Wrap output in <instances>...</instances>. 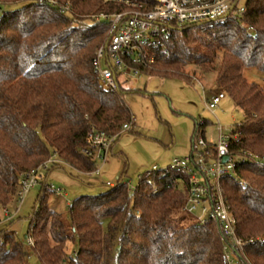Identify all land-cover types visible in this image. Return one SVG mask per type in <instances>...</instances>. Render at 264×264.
Returning <instances> with one entry per match:
<instances>
[{"label":"trees","instance_id":"16d2710c","mask_svg":"<svg viewBox=\"0 0 264 264\" xmlns=\"http://www.w3.org/2000/svg\"><path fill=\"white\" fill-rule=\"evenodd\" d=\"M56 1L70 10L0 0V224L18 212L23 174L39 168L42 175L28 217L31 254L6 226L0 228V264H29L30 255L38 264H226L228 240L217 222L201 224L183 209L187 177L181 170H146L135 187L120 177L98 193L78 196L65 212L48 206L49 196L58 195L45 174L57 167L95 171L100 160L84 153L89 131L114 135L133 118L123 90L104 88L95 70L96 50L109 31L108 21L96 15L124 7ZM243 1L241 15L172 26L150 48L153 62L141 68L148 76H184L193 65L214 74L216 86L242 111L231 128L237 136L228 142L237 157L234 175L220 184L243 241L242 253L231 249L241 264H264V90L243 74L252 67L264 75V0ZM206 123L194 120L191 144L203 137ZM49 157L58 161L44 169ZM185 216L190 223L183 225Z\"/></svg>","mask_w":264,"mask_h":264},{"label":"built area","instance_id":"2783aa9c","mask_svg":"<svg viewBox=\"0 0 264 264\" xmlns=\"http://www.w3.org/2000/svg\"><path fill=\"white\" fill-rule=\"evenodd\" d=\"M57 5L61 13L70 10L68 3L58 4L56 0H35ZM121 3L123 11L99 13L97 18L109 23L107 42L96 50L95 70L101 85L109 90H124L131 80L142 75V68L153 62L149 55L150 48L159 38L169 34L172 26H182L202 21L222 20L226 14L243 12L241 0H104ZM103 61V63H102ZM225 98L223 91L214 93L205 102L206 107L213 110ZM133 118L122 125L119 133L107 135L92 128L87 135V147L84 153L104 162L118 134L131 131ZM232 128V127H231ZM223 133L218 127L217 141L213 146L201 136L192 144L193 157H175L172 164L166 168L152 166L151 170L177 169L187 177L186 200L184 211L193 216L196 221L204 224L216 221L223 235L228 240L224 246L226 264H241L237 255L231 249L235 247L241 253L243 241L236 235V219L225 200L221 180L228 175H234V162L229 151L230 136L236 138L237 133ZM223 157L227 161L223 162ZM58 161L49 157L41 166L46 169L51 162ZM96 169L93 172H97ZM42 177L39 168L23 174L20 189L17 191L18 203L35 187ZM240 184V181H238ZM106 185H110L109 182ZM57 195L61 189L55 187ZM19 210V207L16 211ZM199 210V214L195 211ZM8 215V212L4 210ZM31 238L27 244L32 245Z\"/></svg>","mask_w":264,"mask_h":264},{"label":"rangeland","instance_id":"374dc122","mask_svg":"<svg viewBox=\"0 0 264 264\" xmlns=\"http://www.w3.org/2000/svg\"><path fill=\"white\" fill-rule=\"evenodd\" d=\"M243 2L241 0L238 5H242ZM183 73L184 76H148L142 74L139 78L128 83L131 87L143 90L147 95L143 97L140 94H135L132 98L129 97L130 101L128 100L127 103L130 104L131 112L137 118L138 131L141 133L140 139L146 142L140 141L141 143L135 144V147L149 163V169L152 165L158 168H166L171 165L172 159L176 157L174 155H178L175 154L177 146H186L189 143L191 147L190 136L194 120L204 119L207 121L203 137L206 142L210 143L217 141L219 126L225 133L242 120V111L233 105L228 96H225L213 110L206 107L205 102L211 92L213 90L222 91L215 84L214 74L202 73L193 65L186 66ZM243 74L248 82L256 83L264 90V75L260 71L247 67ZM164 107L166 111H164ZM200 137L201 135H197L195 142ZM171 141L173 144L170 143ZM163 143L167 146H164ZM156 148L160 151L157 159L150 154L152 153L151 150H156ZM232 161L236 162L237 157L233 156ZM65 168L76 178V171L73 168ZM135 169L131 166L127 174L131 187H135L138 182L139 174L134 171ZM55 185L56 187L59 186V184ZM240 185L245 186L247 182L241 180ZM59 188L63 192L62 195L52 194L48 198V206L57 212H65L67 205L80 195L97 193L81 185L71 187L60 185ZM39 190L40 186H35L24 196L21 204L16 203L19 210L11 223L3 221L0 224V228L9 226L10 231H15L30 254L27 244L28 217ZM15 206L9 209L11 214H14ZM199 213V210L195 211L196 215ZM188 223H190V218L185 216L181 224ZM29 264H38L34 256L30 255Z\"/></svg>","mask_w":264,"mask_h":264},{"label":"crops","instance_id":"0c3cea01","mask_svg":"<svg viewBox=\"0 0 264 264\" xmlns=\"http://www.w3.org/2000/svg\"><path fill=\"white\" fill-rule=\"evenodd\" d=\"M216 92H218V90H213L209 95L208 99L206 100V102ZM135 94H140L143 97L147 96L143 90L137 87H133V86L131 87L128 85L123 90L124 100L128 108L130 109V112H131L130 104L127 102L129 100V97L132 98L133 95ZM164 111H166L165 107H164ZM165 115L166 118L168 119L166 113ZM132 116H133V123H132L131 131L122 133L116 138L106 160L104 162L97 161L98 163L97 172L81 173L79 171H76V178H75L69 171H67L66 168L57 167L45 174L46 181L48 183H52L55 187H56L55 184H59V186L63 185L65 187H71L73 185H81L84 188L87 187L88 190H92L93 192L98 193L104 189V186L107 182H109L110 185H113L115 181L120 177L123 179V181H127L129 183V177L127 174L129 173L131 166L134 167V169L136 168L134 171H136L137 174L149 170V165H148L149 163L144 158L142 153L135 147V144L141 143L143 142V140L140 139L141 133H139L138 131L137 120H136L137 118L133 114ZM190 141H191V136H190ZM170 143L173 144V141H171ZM163 145L167 146L164 143ZM151 151L152 153L150 154H152V156H154V158L157 159L160 153V151H158V148H156V150L153 149ZM191 153H192V144L190 147L188 143L186 146H177L175 154L178 155H174V156L189 157ZM62 193L63 192L61 191L60 195H62Z\"/></svg>","mask_w":264,"mask_h":264},{"label":"water","instance_id":"95a60500","mask_svg":"<svg viewBox=\"0 0 264 264\" xmlns=\"http://www.w3.org/2000/svg\"><path fill=\"white\" fill-rule=\"evenodd\" d=\"M228 16V14L225 15V17ZM223 162H226L227 161V157H223Z\"/></svg>","mask_w":264,"mask_h":264}]
</instances>
